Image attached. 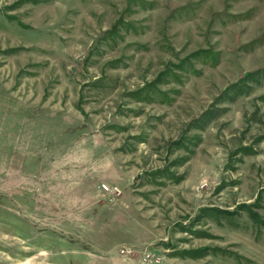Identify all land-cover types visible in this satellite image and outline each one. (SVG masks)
<instances>
[{
    "label": "rangeland",
    "instance_id": "1",
    "mask_svg": "<svg viewBox=\"0 0 264 264\" xmlns=\"http://www.w3.org/2000/svg\"><path fill=\"white\" fill-rule=\"evenodd\" d=\"M144 256L264 264V0H0V264Z\"/></svg>",
    "mask_w": 264,
    "mask_h": 264
},
{
    "label": "built area",
    "instance_id": "2",
    "mask_svg": "<svg viewBox=\"0 0 264 264\" xmlns=\"http://www.w3.org/2000/svg\"><path fill=\"white\" fill-rule=\"evenodd\" d=\"M102 187V192H104V193H112V194H117V195H119L120 194V191L117 189V188H110V187H108V186H105V185H102L101 186ZM121 251H123V250H121ZM125 251H127L128 252V250H125ZM145 258L143 259L144 260V262H147L148 264H150V263H157L158 262V260H155V259H150L151 260V262H148L147 261V259H148V257L147 256H144ZM153 261V262H152Z\"/></svg>",
    "mask_w": 264,
    "mask_h": 264
}]
</instances>
